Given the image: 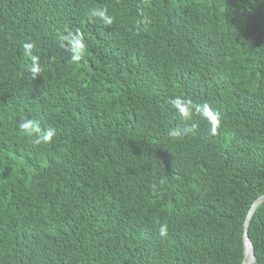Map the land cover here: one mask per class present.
Listing matches in <instances>:
<instances>
[{"label":"trees","instance_id":"16d2710c","mask_svg":"<svg viewBox=\"0 0 264 264\" xmlns=\"http://www.w3.org/2000/svg\"><path fill=\"white\" fill-rule=\"evenodd\" d=\"M74 29L79 62L59 39ZM175 95L209 103L215 134ZM262 195L264 0H0V264H243ZM246 233L264 264V201Z\"/></svg>","mask_w":264,"mask_h":264},{"label":"clouds","instance_id":"9594fccd","mask_svg":"<svg viewBox=\"0 0 264 264\" xmlns=\"http://www.w3.org/2000/svg\"><path fill=\"white\" fill-rule=\"evenodd\" d=\"M141 15H143V12H141ZM86 20L89 22L99 20L107 25H111L113 23V17L109 14L107 8H90L86 14ZM140 23L141 22L138 20L137 24L139 25ZM59 39L62 42L67 41V47H65L64 44H62V46H64L71 54L70 60L72 62H79L86 51L83 33L79 29L69 30L66 33L61 34ZM22 47L25 55L31 60L30 65H26L27 70L32 79H35L42 71L39 56L33 54L35 43L27 41L23 43ZM168 103L171 108L175 110L176 114L182 118V120H191L194 116H199L207 120L210 124V132L213 134H215L221 123L219 113L216 112L207 102L197 104L190 97L175 95L169 98ZM17 127L26 134L29 142L36 146L51 143L53 137L55 136L54 129L42 128L40 122L35 119L25 118L18 122ZM196 127L197 124L193 121L190 125L184 128H169L167 135L169 138L174 140L180 139ZM150 187L152 191L157 190L156 184H152ZM159 235L161 237H165L167 235L166 225H159Z\"/></svg>","mask_w":264,"mask_h":264},{"label":"water","instance_id":"95a60500","mask_svg":"<svg viewBox=\"0 0 264 264\" xmlns=\"http://www.w3.org/2000/svg\"><path fill=\"white\" fill-rule=\"evenodd\" d=\"M262 201H264V195L260 196L251 206V209L249 210L247 217H246V223H245V231H244V235H243V244H244V258H243V264L246 258V248L247 246L249 247V251H250V258H249V262L248 264H255V254H254V250H253V246L252 243L246 233V224L248 219L251 216L252 210Z\"/></svg>","mask_w":264,"mask_h":264},{"label":"bare ground","instance_id":"6f19581e","mask_svg":"<svg viewBox=\"0 0 264 264\" xmlns=\"http://www.w3.org/2000/svg\"><path fill=\"white\" fill-rule=\"evenodd\" d=\"M249 258H250V251H249V247L247 246V248H246V258H245L244 264H248Z\"/></svg>","mask_w":264,"mask_h":264}]
</instances>
